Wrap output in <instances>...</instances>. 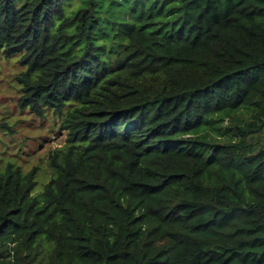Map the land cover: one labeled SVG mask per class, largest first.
<instances>
[{"label": "trees", "instance_id": "trees-1", "mask_svg": "<svg viewBox=\"0 0 264 264\" xmlns=\"http://www.w3.org/2000/svg\"><path fill=\"white\" fill-rule=\"evenodd\" d=\"M14 57L65 143L0 168V264H264V0H0Z\"/></svg>", "mask_w": 264, "mask_h": 264}, {"label": "rangeland", "instance_id": "rangeland-1", "mask_svg": "<svg viewBox=\"0 0 264 264\" xmlns=\"http://www.w3.org/2000/svg\"><path fill=\"white\" fill-rule=\"evenodd\" d=\"M19 57L0 58V168L14 164L27 173L37 169L41 192L52 178L49 153L65 143L61 121L48 114L45 119L21 110V87L16 77L23 71Z\"/></svg>", "mask_w": 264, "mask_h": 264}]
</instances>
